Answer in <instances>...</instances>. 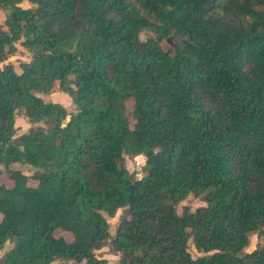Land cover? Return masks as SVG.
I'll return each mask as SVG.
<instances>
[{"label": "trees", "instance_id": "trees-1", "mask_svg": "<svg viewBox=\"0 0 264 264\" xmlns=\"http://www.w3.org/2000/svg\"><path fill=\"white\" fill-rule=\"evenodd\" d=\"M22 1L0 0V264H264V0Z\"/></svg>", "mask_w": 264, "mask_h": 264}, {"label": "rangeland", "instance_id": "rangeland-1", "mask_svg": "<svg viewBox=\"0 0 264 264\" xmlns=\"http://www.w3.org/2000/svg\"><path fill=\"white\" fill-rule=\"evenodd\" d=\"M19 5L24 8L32 6V4L29 3L27 0H23ZM8 11L9 9H5V8L0 9V23L4 26V28H6L4 22H5V18H6ZM149 36H153V32L150 29H143L142 32L140 33L141 39H146ZM173 41H174V37H173ZM161 45L164 49H168L172 46L170 43L166 42V40L162 41ZM16 48H17V51L14 54L9 55L8 58L1 64V66L6 63H11L13 64L14 69L17 72H20L21 71L20 64L22 62H27L30 59L31 55H30V52H28L25 48H23V46L20 44L19 41L16 42ZM38 95H40L44 101L59 102L60 104L65 106L68 111H71L73 109L71 105L72 104L71 98L67 94L59 91L57 83H55L54 89L50 93L38 94ZM133 103H134L133 99H128L125 102V106L128 111L132 109ZM130 122L131 123L133 122L132 119H130ZM29 127H30V123L28 122L27 117L24 115L23 110L22 109L17 110L16 115H15V135L25 132ZM144 160L145 158L142 155L135 156V157L124 156V165L130 174H132L136 178H139L140 176L143 175ZM20 168H22V170L26 174H31V169H29L27 166H20ZM0 183H3L7 186L12 185V181L8 178L6 171H3V173L0 174ZM28 184L35 185L36 182L32 179H29ZM202 204H204V202L200 200L198 197H195L193 195H188L187 197H185L179 202L178 209H181L183 206H187L191 211H193L197 206L202 205ZM120 214H121V210L119 209L117 210L115 216L113 217H109L106 215V218L110 224L111 234L114 233L115 227L119 221ZM54 235L55 236L61 235L65 237V239L68 241H70L72 238L71 237L72 235H70L69 232H63L61 230H55ZM263 243H264V237L262 235L251 233L249 235V243L244 249V251L250 250L254 248L255 246L262 245ZM188 244H189V250L194 255L200 254L194 249L191 241H189ZM9 247H11V244L9 242H6L3 249L0 250V257L3 255L5 250L8 249ZM96 252L98 255L105 257L108 260L109 264H115V262H117L118 257L115 255H111L109 253L108 245L102 247L100 250ZM62 261H65V260H57L56 262H62Z\"/></svg>", "mask_w": 264, "mask_h": 264}, {"label": "water", "instance_id": "water-1", "mask_svg": "<svg viewBox=\"0 0 264 264\" xmlns=\"http://www.w3.org/2000/svg\"><path fill=\"white\" fill-rule=\"evenodd\" d=\"M165 40H166V42H168V43H170L172 45V48H173L172 54H173L175 52V50H176V45H175V43L173 41V36H169Z\"/></svg>", "mask_w": 264, "mask_h": 264}]
</instances>
